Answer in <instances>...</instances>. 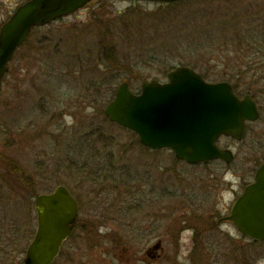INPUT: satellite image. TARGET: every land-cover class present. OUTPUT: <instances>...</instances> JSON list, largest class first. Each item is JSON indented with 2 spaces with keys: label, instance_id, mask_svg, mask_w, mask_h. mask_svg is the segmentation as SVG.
<instances>
[{
  "label": "rangeland",
  "instance_id": "374dc122",
  "mask_svg": "<svg viewBox=\"0 0 264 264\" xmlns=\"http://www.w3.org/2000/svg\"><path fill=\"white\" fill-rule=\"evenodd\" d=\"M26 1L0 0V29ZM246 1L191 0L169 9L153 1L100 0L32 32L31 51L15 57L0 93V152L25 170L35 188L16 186L17 178L0 164V230L5 233L18 220L27 247L37 229L36 195L65 186L80 204L79 228L56 264H126L125 255L143 254L159 239L169 258L177 247L174 237H180L182 259L197 247L205 249L207 259L218 251L221 264H264V242L246 238L227 220L218 223L264 162V108L244 142L220 140V147L235 154L226 172L222 162L188 166L168 150L143 147L136 134L109 122L92 103L98 97L91 84L95 71L99 80L115 76V89L120 77L167 82L169 71L161 70L166 62L172 68L222 71L228 66L229 71L236 66L234 57L225 60L220 52L209 55L204 49L218 43L213 51H219L224 39L237 36L242 21L232 24L225 17L242 12ZM106 29L117 45L119 70L98 53L97 36ZM47 45L51 48L44 49ZM52 55L55 63L49 61ZM98 129L116 142L115 167L108 168L112 177H99L102 168L96 176H84V161L76 154ZM115 238L121 239L120 246ZM104 247L115 254L104 257ZM232 254L237 255L234 261ZM24 255L4 243L0 264H21Z\"/></svg>",
  "mask_w": 264,
  "mask_h": 264
},
{
  "label": "water",
  "instance_id": "95a60500",
  "mask_svg": "<svg viewBox=\"0 0 264 264\" xmlns=\"http://www.w3.org/2000/svg\"><path fill=\"white\" fill-rule=\"evenodd\" d=\"M100 0H29L17 7L0 29V92L9 65L37 27L68 17ZM166 4L187 0H143ZM166 83L142 82L134 93L128 82L116 90L106 109L111 123L132 131L143 147L170 150L188 165H208L221 160L231 164L234 152L222 149V137L244 142L247 125L260 120L256 102L239 98L228 82L210 83L189 67L168 73ZM37 229L22 264H54L63 244L72 237L78 217L77 201L64 186L35 199ZM229 220L255 242H264V163L235 202ZM161 242L151 247L158 249Z\"/></svg>",
  "mask_w": 264,
  "mask_h": 264
},
{
  "label": "trees",
  "instance_id": "16d2710c",
  "mask_svg": "<svg viewBox=\"0 0 264 264\" xmlns=\"http://www.w3.org/2000/svg\"><path fill=\"white\" fill-rule=\"evenodd\" d=\"M190 1L191 0L178 4L163 5L162 8L167 6V8L172 9L174 6L188 5ZM246 2V7L244 8L243 6L245 11L243 10L238 15L229 14L227 15V17H225L232 24L242 21V29L235 33V35L237 36L234 37V39H230L229 37L228 39H224L222 41V44L219 46V51H217L218 48L215 50V52L213 51V47L218 46V43L216 45L213 44V47H209L212 45L210 44L204 49L207 52L211 51L209 55H215V53L220 52L222 59L225 58V60L226 58L228 59L229 57H234L235 62L233 58L232 63H236V66H231L229 71H227L228 66L223 68L222 71H213L211 68H207L206 70L202 69L201 71H199L197 70V66L194 67L195 65L191 66V68L201 73L203 78L207 81H226L231 83L238 96H240L241 98L244 96H251L252 99L256 101L259 108L262 109L264 108V22H262L261 16L264 15V0H247ZM259 2L261 3L259 4ZM192 7L194 6L191 5V8ZM256 22L258 25L256 24ZM40 30L41 29H35L33 33L40 32ZM97 39L98 53L102 62L106 60L113 66V68L119 70L117 68V66L120 65L118 61L119 58L117 56V45L114 41V37L112 36V32L110 31V29H106L105 32L99 33ZM29 41L19 50L17 55L20 54V52L23 50L28 49L29 51H31L32 47L29 44ZM42 42V46H45V38L42 39ZM43 48L48 49L51 48V46L47 45ZM56 59L57 58L52 55L49 61L55 63ZM248 59H250L249 63L247 64V66H245V62ZM225 60L224 62L226 63ZM116 61L117 63H119L118 65H114ZM121 66H123V64H121ZM173 68L169 65L168 62L161 66V70H165V73L166 71L168 72L173 70ZM121 69H126V72H128L127 75H132V71L130 68L125 67ZM96 75L100 76L98 74V71H95V74L92 75L93 77H95V79L91 80V84L94 86L95 92L97 94L96 96L98 97H95L96 99L92 103L97 104L98 112L100 114H103L107 103L114 99L116 91L114 85H116L115 82L117 79L115 76L110 74V76H103L102 78L100 77L101 79L99 80L96 78ZM112 78H114V81ZM136 78L137 79L128 78V80L125 77H120L119 84L122 82L125 83L126 81L128 82V84H130L132 89H135L133 91L136 92V90H139V88L136 89L138 81L142 82L143 80H145L140 76ZM90 136L91 140L85 137V142L81 143V148L76 152V154L82 158V161H84L82 167L84 176H96L98 170H100L101 168L102 170H104V172L102 170L99 171V177H101L102 174L109 175V177H112V175L114 176L115 174L109 172L108 168L111 169V167H115V165H113L115 157L113 155L112 148L116 147V142L108 140L109 136L101 129L95 130ZM102 149L106 151V153H108V156H104L101 154ZM72 163L75 164V161H72ZM0 164L5 165L9 173L17 178L15 180L16 186L22 185L23 187H30L31 189L35 188L34 180L27 175L25 170H23L14 160L1 152ZM92 170L95 171L91 173ZM14 222L15 223L13 225L8 226L9 229H7L5 233L2 232L3 228H1L0 247H2L5 243L6 248H13V253L21 255L25 253L27 247L25 246L22 237V226L20 225L18 220ZM76 228H79V220H77L76 222ZM116 240V238L113 239L115 246H120L121 239L117 241ZM9 256L11 255L9 254Z\"/></svg>",
  "mask_w": 264,
  "mask_h": 264
},
{
  "label": "flooded vegetation",
  "instance_id": "af4514ba",
  "mask_svg": "<svg viewBox=\"0 0 264 264\" xmlns=\"http://www.w3.org/2000/svg\"><path fill=\"white\" fill-rule=\"evenodd\" d=\"M228 166H230V165H226V172L231 171V169ZM254 176H255V173L253 174V181H254ZM250 183H248L247 185H249ZM246 186L244 187V189L246 188ZM244 189H243V191H244ZM240 196L241 195L237 196V194H236V197L234 199V203L232 204V207H233V205L235 204V202L237 201V199ZM78 204H79V202H78ZM79 212H80V204H79ZM231 212H232V208H231V211H229L228 216H226L225 218H221L220 221H218V223L220 224L222 221H226V220L229 221V222H231V223H233L232 221L229 220V217L231 215ZM79 214H78L77 220H79ZM77 220H76V222H77ZM76 229L77 228H76V225H75V232H76ZM75 232H74L73 236L70 239H68L67 242H65V244L63 245V247L61 249V252H60V255H62L63 249H65V247L74 238ZM96 236H97V238L98 237L101 238V235H99V233ZM180 236H181V233H180ZM176 239L177 238L174 237V240H175V243H176V246H177V247H175L176 249H175L174 256L172 255V257H169L168 258V256L166 255L165 248L163 247V240L159 239V240H156V241L161 242L160 248H158V249H151V247H150L146 251H144L143 254H140V253H137V254L135 253L134 255L133 254H127V255H125L126 261H127L126 264H165V263L166 264H221L220 263L221 260L219 259V257L221 256V254L218 253V251L215 252V254H211L210 255V259H207L206 258V254H205V249L202 250V249H199L197 247H192L191 249H189L188 255L185 256L186 258H183L182 259L181 258L182 248L180 247V244H181L180 237L178 238V240H176ZM94 240L96 241L95 238H93L92 241L94 242ZM113 251H115V250H113ZM122 251H127V249L126 250L125 249H122ZM108 252L110 254H115L114 252L113 253L111 252V249H108L106 247H104L102 249V253L104 254L103 255L104 257H105V255H110V254H106ZM60 255H59V257H61ZM117 255L118 254H116V256ZM133 256H134V260H133ZM233 256L235 257L237 255L232 254V258H233L232 261H234V257ZM59 257H58L57 261L59 260ZM228 260H230V259H228ZM232 264H234V263H232ZM243 264H245V263L243 262Z\"/></svg>",
  "mask_w": 264,
  "mask_h": 264
},
{
  "label": "bare ground",
  "instance_id": "6f19581e",
  "mask_svg": "<svg viewBox=\"0 0 264 264\" xmlns=\"http://www.w3.org/2000/svg\"><path fill=\"white\" fill-rule=\"evenodd\" d=\"M66 242H67V241H66ZM64 244H65V243H64ZM64 244H63V245H64ZM55 261H56V260H55ZM54 264H56V263L54 262Z\"/></svg>",
  "mask_w": 264,
  "mask_h": 264
}]
</instances>
